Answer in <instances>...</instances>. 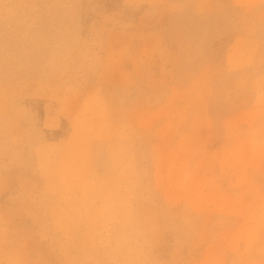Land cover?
<instances>
[{
  "label": "rangeland",
  "instance_id": "rangeland-1",
  "mask_svg": "<svg viewBox=\"0 0 264 264\" xmlns=\"http://www.w3.org/2000/svg\"><path fill=\"white\" fill-rule=\"evenodd\" d=\"M0 264H264V0H0Z\"/></svg>",
  "mask_w": 264,
  "mask_h": 264
},
{
  "label": "crops",
  "instance_id": "crops-1",
  "mask_svg": "<svg viewBox=\"0 0 264 264\" xmlns=\"http://www.w3.org/2000/svg\"><path fill=\"white\" fill-rule=\"evenodd\" d=\"M237 39H239L238 41H236V43H249V45L250 46H252L254 43V40L253 39H251L250 38V36H248V35H246V34H242V35H240V36H238L237 37ZM235 46V43L233 44V47ZM238 46V45H237ZM236 49V48H235ZM233 55L235 56V54L233 53ZM244 55H242L241 56V60H244V57H243ZM246 56V60H248L249 58H248V54L247 55H245ZM252 56V55H251ZM208 69L207 68H202V67H200V68H198V72H197V74H199V73H202V72H204V71H207ZM207 73H208V71H207ZM207 78H209V79H211V75H208L207 74Z\"/></svg>",
  "mask_w": 264,
  "mask_h": 264
}]
</instances>
